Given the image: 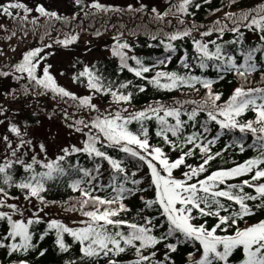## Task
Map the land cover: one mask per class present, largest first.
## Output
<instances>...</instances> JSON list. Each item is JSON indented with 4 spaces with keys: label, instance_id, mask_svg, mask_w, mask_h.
<instances>
[{
    "label": "snow or ice",
    "instance_id": "obj_1",
    "mask_svg": "<svg viewBox=\"0 0 264 264\" xmlns=\"http://www.w3.org/2000/svg\"><path fill=\"white\" fill-rule=\"evenodd\" d=\"M79 2L80 0H77V3ZM191 4L192 0H181L174 6L176 13H187ZM92 7L98 10L102 8L99 3L93 4ZM14 9L22 10L23 16L20 17L22 21H26L28 14L33 11L24 3L15 0L0 4V14L13 16ZM152 11L156 13L157 10L154 8ZM35 12L40 16L59 19L56 12L46 11L40 5L36 6ZM156 18L163 17L157 13ZM225 20L230 21V25L225 23L220 26V22L217 21L216 28L200 34L210 36L213 31H217L222 37L225 31L232 32L235 34V39L226 43L237 45L243 62L238 63L236 56L225 51V44L217 43L216 40L208 42L193 40L197 54L196 62L201 70L212 66L219 73L234 71L246 82L248 76L259 70L257 54H260V59H264V4L239 14L228 13ZM36 22V19L32 20L34 25ZM180 23L183 24V21L181 20ZM242 28L258 33L260 43L254 47H246ZM190 34V29L166 34V40L169 42L165 43L162 40L161 43H164L166 52L174 53L176 49L171 41ZM156 38V36L152 37L154 40ZM75 40L76 37L72 36L57 43L67 46ZM210 44L212 48L209 47ZM125 49H129V45L119 42L112 49L113 56L120 59L121 68H127L136 77L147 79L144 74L152 69L144 65L139 58L128 56ZM42 51V48H36L24 53L22 61L14 66L15 72L26 73L36 85L61 97L78 100V106L96 110L98 114L90 121L77 120L69 125L75 131L82 132L86 139L82 142V147L73 145L63 148L61 150L63 154L58 155L54 160L47 158L46 148L40 144L45 159L41 160L37 155H33L31 162H26L17 153L26 145H31V141L20 139L16 147H13L7 137L3 138L9 153L0 163V181L4 185L20 189L25 193V200L35 198L42 205L48 203L42 193L46 190L49 181L68 177L67 187L79 193L75 204L67 210L78 211L84 219L76 222L77 227H68L60 220L51 219L40 236L41 240L50 231H54L56 245L61 252H67L70 246L65 243L64 236L65 234L71 236L79 245L80 264H100V261H106V264H120L117 258L130 250L135 259L130 260L128 264H169L170 253L175 252L179 244L188 242L197 244L199 253L198 259L190 254L189 264H232L234 258L238 260V264H264V219L247 223L248 218L256 214L254 208H264V87L245 88L244 84H241L240 87L235 88L225 103L219 104L217 102L221 100V94L212 91L214 83L212 80L190 73L156 71L155 76L148 80V83L154 87L172 91L182 87L195 89L199 84L207 90L206 97L199 103L177 101L173 105H166L156 102L143 110L129 112L124 108L114 113L110 111L107 114H100L96 106L91 103V96L77 97L58 86L49 73L50 66L43 68L42 76L37 75V66L46 58L39 55ZM130 59L135 61L137 67L129 66L127 61ZM170 59V56L165 58V60ZM165 60H160L158 63L164 64ZM181 64L185 69L192 67L186 58L181 60ZM8 74L0 72V75ZM80 77H87V87L90 90L95 93L110 94L116 104L131 100V93L124 94L119 90H113L110 84L105 85L102 77L88 67L73 79L78 80ZM220 78L222 79L223 76L221 75ZM261 81L264 82V75L261 76ZM119 87L127 88L128 84H121ZM139 90L143 92L144 88L141 86ZM185 104L195 106L189 111L184 107ZM249 110L255 113V120L241 122L238 118ZM200 113L206 114L207 118L203 122L197 119ZM151 120H155L158 126L155 135L174 151L178 150L181 153L175 160H170L161 147L150 144L149 130L145 122ZM133 122L140 125L137 132L129 128ZM213 122L221 131H218L212 139H208L207 134L211 132L209 125ZM197 124L199 131L195 130ZM189 126L194 129L191 133L186 132ZM84 129L88 131L85 132ZM237 129L240 133L252 134L254 140L249 147L257 149L259 154L234 167L216 170L200 178L201 174L208 172L206 166L209 162L221 155V152L213 153L211 149L224 134V130ZM10 132L17 137L23 135L16 126H11ZM233 143L240 144L241 152L245 150L241 141ZM107 148L124 153L125 159H117L109 155L105 150ZM196 150H199L203 156V162L193 167L186 164V158L193 156ZM76 154H86L92 161L93 167H84L78 161L71 162L69 157ZM127 157L133 158L141 166H147L150 187L155 192L154 199L144 200L143 197L141 199L146 208L158 210L159 216H145L141 223L130 222L121 216V213L128 211L124 201L137 192L146 191L140 187L143 179L136 178L137 171L129 172L127 169ZM104 161L109 166L106 182L102 171ZM16 164L22 166L26 173L19 182L15 181L9 172ZM37 165L43 170L38 171ZM181 166L186 167L188 171L183 172V178H177L173 175V171ZM73 174L76 178H72ZM239 177L248 178L241 180L240 183H229L230 180ZM246 188L252 191L247 192ZM9 199L16 197L10 196L4 187H0V209H8V211L0 210V221H6L8 225L6 235L0 236V249H7L9 256L16 253L26 255L36 247L33 243L31 226L44 221L38 212H34L29 218H24L21 208L17 204L8 203ZM250 201H259V203L250 205ZM17 215L21 218L14 219ZM160 217L164 218L167 230L157 236L154 230L158 227L156 221ZM205 217H214L216 222L211 226L206 220L203 223L195 222ZM241 222L244 223L243 227L240 226ZM170 238L175 239L176 242H167ZM161 243H164L167 249L163 261L156 258L155 251ZM15 264H27V262L20 260ZM68 264H77V262L69 261Z\"/></svg>",
    "mask_w": 264,
    "mask_h": 264
},
{
    "label": "trees",
    "instance_id": "obj_2",
    "mask_svg": "<svg viewBox=\"0 0 264 264\" xmlns=\"http://www.w3.org/2000/svg\"><path fill=\"white\" fill-rule=\"evenodd\" d=\"M146 1L144 0L142 3L134 1L132 4L118 6L110 4L103 6L99 3L102 6L99 10L92 7L96 3L84 1L77 3L75 1V3H70L63 12L52 11L57 13L59 19L40 16L36 12L35 17L31 18L27 16V20L22 21L20 17L23 14L19 12H14L13 16L0 14V18L7 21V25L2 22L1 27L4 32L0 35L4 39H14L18 43V47L22 48L18 51L15 58L0 60V72L9 73L7 76L0 75V79L7 80L10 83L7 91L9 94H6V97L10 98V104L15 105L14 108L0 109V115L14 111L16 120L21 122L25 127L38 125L43 119L58 121L57 123L60 126H66L67 129L82 136V142L86 139V136L82 132L75 131L69 125L77 120L90 121L94 119L98 114L96 110H89L87 107L78 106V100L61 97L50 90H46L36 85L34 81H31L26 73H18L14 70V66L22 61L23 55L27 51L36 48H51L55 45L65 48L72 46L73 48L85 44L90 51L101 53L103 55L102 58L88 65H85L83 61H74L70 65L73 77L78 76L85 67H88L91 71L102 77V82L105 85L110 84L113 90H119L124 94H132L130 102L116 104L113 102L110 94L95 93L93 90H90L87 87V77H80L78 80L73 79L74 84L84 92L83 95L75 96H91V103L96 106L100 114H107L110 111L114 113L116 110L124 108L128 109L129 112L143 110L156 102L166 105H173L177 101H196L199 103L206 97L207 90L199 84L195 86V89L182 87L181 89L172 91L154 87L148 83V80L155 76L156 71L177 72L178 74L190 73L212 80L214 82L212 84V91L221 94V100L217 102L219 104L225 103L233 94L235 88L240 87L241 84H244L245 88L264 87V82L261 81V76L264 75V59H260L259 53L257 54L259 70L248 76L245 82L234 71L219 73L212 66L201 70L196 62L197 54L193 44V40H202L204 42L216 40L217 43L225 44V51L236 56L238 63H242L243 58L239 54L237 45L226 43L235 39V34L225 31L221 37L217 31H213L210 36H201L200 33L216 28L217 21L220 22V26H223L225 23L230 25V21L225 20L226 14H239L243 11L256 9L264 4V0H192V4L188 6L187 13L183 14L176 13L174 7L181 0ZM196 5H199V7ZM154 8L157 10L156 13L152 11ZM104 9H107V11ZM157 13L163 18L157 19ZM165 13L168 14L165 15ZM33 19L37 20L35 25L32 23ZM181 20L183 24L180 23ZM185 29H190L191 34L176 41H171L176 51L174 53L166 52L164 43H161L162 40L165 43L169 42L166 40V34ZM241 31L244 33V45L246 47H254L260 43L258 33L245 28H242ZM97 33L99 34L97 35ZM72 36H75L76 40L67 46L57 43V41ZM153 36L157 38L154 40L152 39ZM85 37L87 39L83 40ZM118 42L127 43L129 49L124 50L127 55L139 58L144 65L152 69L149 73L144 74L147 79L136 77L127 68H121L119 57L112 54L113 46ZM45 45H51V47H44ZM209 47L212 48L213 46L210 44ZM169 56L171 59L165 60ZM185 58L192 65L191 69H185L182 66L181 60ZM160 60H165V63L159 64L158 61ZM127 63L131 67H137L135 61L131 59ZM209 63L211 64V62ZM153 65L155 67H152ZM221 75L223 76L222 79L220 78ZM121 84H128V87L120 88ZM141 86L144 88L143 92L139 90ZM194 106L193 104L184 105L189 111ZM206 118L205 113H200L197 117L200 122H203ZM182 119H187V117H182ZM238 119L241 122L254 121L255 113L250 110L246 111ZM145 125L149 130L150 144L161 147L170 160H175L181 154L178 150L174 151L160 137L155 135L158 127L155 120L146 121ZM139 127L140 125L135 122L129 125L130 130L133 132H137ZM209 127L211 128V132L207 134L208 139H212L218 131H221L214 122ZM193 130L191 126L186 128L187 133H191ZM195 130H200L199 124L196 125ZM84 131L87 132L88 129H84ZM253 140L254 137L251 133H240L238 129L233 131L224 130V134L221 135L220 139L211 149L213 153L221 152V155L209 162V165L206 166L208 172L201 174L200 178L213 171L229 169L248 159L255 158L259 154L258 150L249 147L253 144ZM234 141H241L245 150L241 152L240 144L233 143ZM105 150L114 158L125 159L124 153L112 148ZM69 160L73 163L78 161L84 167H93L92 161L86 154H76L69 157ZM202 162L203 156L199 150H196L193 156L186 158V164L193 167L198 166ZM102 164L103 178L106 182L109 175V166L106 161L102 162ZM126 167L129 172L137 171L136 178L143 179L140 187L146 189V191L137 192L129 196L124 201L128 211L121 213V216L130 222L136 223H141L145 216H159L158 210L146 208L141 199L142 197L144 200L154 199L155 197L154 189L150 187V175L148 174L147 166H141L133 158L127 157ZM36 168L38 171L43 170L38 165ZM185 171H188V169L181 166L173 171V175L177 178H183V172ZM9 172L17 182L26 175L23 167L19 164H16ZM72 178H76L75 174H73ZM247 178L239 177L230 180L229 183H240L241 180ZM68 179V177H63L56 181L47 182L46 190L42 195L48 203L43 206L48 209H57L70 213L77 216L80 220L84 219L78 211L67 210L75 204L76 199L79 197L78 192H73L67 187ZM0 187H4L10 196L16 197V199L10 200L24 199L25 193L18 188L14 186L8 187L2 181H0ZM245 191L251 192L252 190L246 188ZM100 194L103 195L104 193ZM31 200L42 205L35 198ZM258 203L259 201L249 202L250 205ZM233 207L237 208L238 206ZM254 211L256 214L248 218L247 223H254L260 219H264V208H254ZM42 220L44 222L31 226L33 243L36 245L35 249L26 255L16 253L11 256L8 255L7 249H0V264H15V262L20 260H25L27 264H68L69 261H76L77 264H80L81 254L79 252V245L73 241L71 236L67 234L64 236L65 243L70 246L67 252H61L56 245L54 231H50L43 240L40 239V236L47 228L48 222L44 219ZM205 220L209 226L216 222L214 217L201 218L195 222L203 223ZM156 223L158 227L154 230V234L159 236L167 230V224L163 217H160ZM159 225H162V227ZM240 226L243 227L244 223L241 222ZM7 229L8 225L6 221H0V236L6 235ZM167 242L175 243L176 241L170 238ZM197 247V244L191 242L179 244L177 250L170 253L171 261L169 264H189L190 254H193V257L198 259L199 253L197 252ZM155 251L157 252L156 258L163 261L164 255L167 252L164 243L158 245ZM41 252H43V255H41ZM117 259L120 261V264H128L130 260L135 259V256L130 250ZM100 264H106V261H100ZM232 264H238V260L234 258Z\"/></svg>",
    "mask_w": 264,
    "mask_h": 264
},
{
    "label": "rangeland",
    "instance_id": "obj_3",
    "mask_svg": "<svg viewBox=\"0 0 264 264\" xmlns=\"http://www.w3.org/2000/svg\"><path fill=\"white\" fill-rule=\"evenodd\" d=\"M77 0H15V2L24 3L28 8L33 9L28 17H35V8L37 5L43 6L47 11H59L63 12L70 3ZM88 3H100L103 6L110 5H127L136 2H144V0H80ZM148 1V0H147ZM146 1V2H147ZM9 0H0V4L8 3ZM111 7V6H110ZM13 12L22 13V10H12ZM2 22L7 25V21L0 18V34L4 32L1 27ZM85 37L83 40H86ZM22 48L14 39H4L0 35V60H6L9 58H15ZM42 57H46L41 60L37 66V75H43V68L49 67V73L55 79L58 86L63 87L74 95H83L82 92L73 82V75L70 70V65L74 61H83L85 65L91 64L92 62L103 57L101 53L90 51L88 46L78 45L76 47H60L55 45L51 48H44L39 54ZM9 82L7 80L0 79V109L12 107L14 104H10V98L6 97L9 94ZM58 121H51L43 119L38 125L25 127L21 122L16 120V114L14 111L6 112L0 115V163L3 162L5 156L9 155L7 144L4 141V137L12 143L13 147L19 143L20 139L31 141V145H26L18 151L17 155L25 159L26 162H31V157L37 155L38 159H45V153L41 152L40 144H43L46 148V156L48 159H55L58 155H62V149L70 146L81 147L82 136L75 133L72 130L66 128V126H60ZM16 126L20 129L23 134L22 137H17L15 134L10 132V127ZM8 203L17 204L23 211L24 218H29L34 212H38L39 216L49 221L51 219L60 220L68 227H77L80 219L70 213L59 211L57 209H48L47 207L36 203L33 200H8ZM42 209V211H40ZM2 211H8V209H0ZM19 215L14 216V219H20Z\"/></svg>",
    "mask_w": 264,
    "mask_h": 264
}]
</instances>
